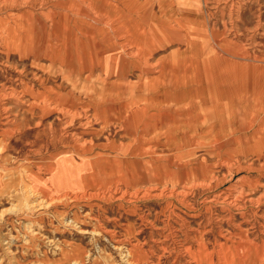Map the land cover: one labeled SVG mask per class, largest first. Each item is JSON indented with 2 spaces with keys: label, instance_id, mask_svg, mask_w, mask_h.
I'll return each mask as SVG.
<instances>
[{
  "label": "crops",
  "instance_id": "1",
  "mask_svg": "<svg viewBox=\"0 0 264 264\" xmlns=\"http://www.w3.org/2000/svg\"><path fill=\"white\" fill-rule=\"evenodd\" d=\"M19 1L1 12L10 28L3 59L34 56L36 64L78 73L68 90L29 88L30 109L40 110L41 121L56 114L66 122L81 110L92 119L75 144L86 159L53 161L63 178L58 190L182 187L232 172H240L235 182L243 189L255 182L260 168L250 160L264 154V65L228 42L194 34L205 29L201 12L177 0H55L53 12L36 13L39 0Z\"/></svg>",
  "mask_w": 264,
  "mask_h": 264
},
{
  "label": "rangeland",
  "instance_id": "2",
  "mask_svg": "<svg viewBox=\"0 0 264 264\" xmlns=\"http://www.w3.org/2000/svg\"><path fill=\"white\" fill-rule=\"evenodd\" d=\"M0 2V16L20 3ZM55 3L34 2L33 12H53ZM177 4L205 18V29L194 34L228 42L253 64L264 65V0ZM6 29L0 26V264H264V154L251 158L260 171L244 189L235 182L240 172H232L223 180L182 187L106 184L83 192L88 186L72 185L59 191L55 183L63 178L53 161L86 159L75 144L92 119L81 110L69 112L66 122L56 114L38 120L40 110L30 109L26 93L59 84L68 90L78 73L43 60L36 64L34 56L21 61L14 53L6 61ZM13 29L23 31L19 25ZM75 172L67 171L71 177ZM230 196L232 203L225 199Z\"/></svg>",
  "mask_w": 264,
  "mask_h": 264
},
{
  "label": "bare ground",
  "instance_id": "3",
  "mask_svg": "<svg viewBox=\"0 0 264 264\" xmlns=\"http://www.w3.org/2000/svg\"><path fill=\"white\" fill-rule=\"evenodd\" d=\"M0 3H2V2H0ZM14 30V29H13ZM19 30V29H18ZM15 31H17V30H15ZM4 36V35H3ZM7 36V35H6ZM4 39V38H3ZM6 48V47H5ZM6 66V65H5ZM12 94H13V92H11ZM16 94V93H15ZM23 94V93H22ZM16 95H18V94H16ZM20 101V100H19ZM22 102V101H21ZM28 105H29V103H28ZM40 105V104H39ZM14 107V106H13ZM4 108V107H3ZM51 108H53L54 109V107H51ZM27 109V108H26ZM28 109H29V107H28ZM4 118V117H3ZM11 122V121H10ZM6 123V122H5ZM18 124V123H17ZM83 144V143H82ZM21 186V185H20ZM25 186V185H24ZM225 199H228L227 200V202H229V203H232L235 199H234V197L233 196H230V197H227V198H225ZM128 255V254H127Z\"/></svg>",
  "mask_w": 264,
  "mask_h": 264
}]
</instances>
